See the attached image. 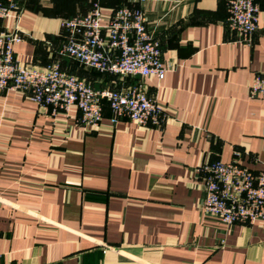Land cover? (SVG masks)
I'll list each match as a JSON object with an SVG mask.
<instances>
[{"label": "crops", "instance_id": "obj_1", "mask_svg": "<svg viewBox=\"0 0 264 264\" xmlns=\"http://www.w3.org/2000/svg\"><path fill=\"white\" fill-rule=\"evenodd\" d=\"M252 44L228 23V0H18L16 57L62 68L95 87L142 85L167 111L162 124L52 113L24 91H0V264H264V218L223 222L202 213L196 166L242 159L264 169V0ZM95 2L144 8L167 67L121 78L60 53L62 22Z\"/></svg>", "mask_w": 264, "mask_h": 264}, {"label": "built area", "instance_id": "obj_2", "mask_svg": "<svg viewBox=\"0 0 264 264\" xmlns=\"http://www.w3.org/2000/svg\"><path fill=\"white\" fill-rule=\"evenodd\" d=\"M18 0H0V91L19 89L32 100L49 106L52 113L80 110V121L96 127L104 118L105 105L111 120L128 117L139 124H162L167 111L142 85L95 87L86 78L62 68L58 59L47 65L22 62L14 44L22 39L18 30L1 29L7 15H20ZM228 23L237 39L253 43L262 9L257 0H228ZM67 38L60 53L102 72L120 76L163 78L167 67L159 40L147 28L144 8L125 4L104 8L95 2L85 13L62 22ZM251 97L264 98V71L249 84ZM204 186L202 213L223 222H254L264 218V169L255 170L242 159H207L196 166Z\"/></svg>", "mask_w": 264, "mask_h": 264}, {"label": "trees", "instance_id": "obj_3", "mask_svg": "<svg viewBox=\"0 0 264 264\" xmlns=\"http://www.w3.org/2000/svg\"><path fill=\"white\" fill-rule=\"evenodd\" d=\"M130 4V3H129ZM120 6V5H119ZM115 7H118V6H115ZM115 7H113V8H115ZM112 8V7H111ZM71 57V56H70ZM73 58V57H72ZM73 59H75V58H73ZM76 60V59H75ZM76 61H78V60H76ZM79 62V61H78ZM79 63H81V62H79ZM81 64H83V63H81ZM106 73H108V72H106ZM109 74H112V73H109ZM113 76H117V77H121V78H127L128 76H120V75H117V74H112ZM106 105H108V104H106ZM105 105V106H106Z\"/></svg>", "mask_w": 264, "mask_h": 264}]
</instances>
